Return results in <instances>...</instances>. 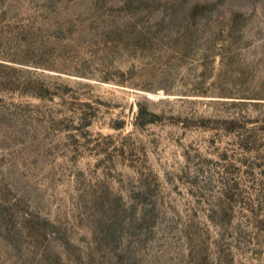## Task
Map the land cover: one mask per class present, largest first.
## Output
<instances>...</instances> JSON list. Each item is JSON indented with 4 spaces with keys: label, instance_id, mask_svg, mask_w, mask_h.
I'll return each mask as SVG.
<instances>
[{
    "label": "rangeland",
    "instance_id": "1",
    "mask_svg": "<svg viewBox=\"0 0 264 264\" xmlns=\"http://www.w3.org/2000/svg\"><path fill=\"white\" fill-rule=\"evenodd\" d=\"M0 264H264V0H0Z\"/></svg>",
    "mask_w": 264,
    "mask_h": 264
},
{
    "label": "trees",
    "instance_id": "2",
    "mask_svg": "<svg viewBox=\"0 0 264 264\" xmlns=\"http://www.w3.org/2000/svg\"><path fill=\"white\" fill-rule=\"evenodd\" d=\"M144 115H145V110L141 105H139L137 116H136L137 120L144 121ZM150 121L151 120H147V122H150Z\"/></svg>",
    "mask_w": 264,
    "mask_h": 264
}]
</instances>
